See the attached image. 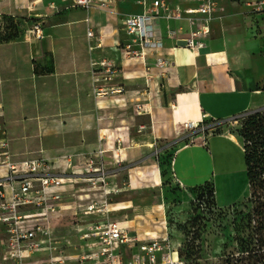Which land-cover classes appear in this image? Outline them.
Returning a JSON list of instances; mask_svg holds the SVG:
<instances>
[{
  "label": "crops",
  "instance_id": "crops-1",
  "mask_svg": "<svg viewBox=\"0 0 264 264\" xmlns=\"http://www.w3.org/2000/svg\"><path fill=\"white\" fill-rule=\"evenodd\" d=\"M152 1L116 0L112 11H100L64 9L62 0H0V15L19 16L27 29L0 43V139L8 141L14 160L45 158L65 180L68 195L60 204L54 236L69 263L90 242L80 230L94 218L64 222L74 217L72 195L81 196L77 180L96 175L90 170L98 156L115 152L120 157L121 165L106 169V181L131 196L111 203L110 214L131 236L165 232L136 223L145 217L138 212L144 200L151 206L149 219L161 222L155 213L163 207L160 194L151 193L163 191L162 166L153 157L159 143L166 144L158 146L160 153L174 147L169 170L183 188L210 182L219 208L243 203L249 194L241 138L225 131L206 135L204 122L224 123L264 107V12L251 13L247 0H218L210 35L199 49L167 35L168 28L181 27L179 36H186V20L160 18L162 53L171 62L169 72L160 74L152 55L143 62L126 60L120 52L127 40L123 17L142 13ZM166 2L182 8L197 5L191 0ZM37 23L41 36H27ZM100 61L106 65L93 68L91 62ZM98 89L106 94L96 95ZM118 174L123 178L116 179ZM238 174L243 183L235 193L231 189ZM73 236L78 244L72 243ZM43 256L36 253L33 259Z\"/></svg>",
  "mask_w": 264,
  "mask_h": 264
},
{
  "label": "built area",
  "instance_id": "built-area-1",
  "mask_svg": "<svg viewBox=\"0 0 264 264\" xmlns=\"http://www.w3.org/2000/svg\"><path fill=\"white\" fill-rule=\"evenodd\" d=\"M115 1L62 0L64 9L100 11H112ZM191 1L197 3L196 7L182 8L178 5L171 6L166 0H153L151 7L142 13L125 15L122 25L127 40L120 47L122 57L144 62L148 55H152L153 67L160 74L169 72L171 62L162 53L163 43L158 28L160 18L186 20L189 25L186 36H179L181 27H178L168 28V37L181 41L190 49L203 47L211 32V22L218 9V0ZM246 5L251 13L264 12V0H247ZM51 7H55L53 3ZM26 34L40 37V23L34 24ZM92 36L93 31L89 28L87 37ZM97 64L106 65L104 61L91 62L93 68ZM93 79H99L94 71ZM105 94L104 89L96 92V95ZM8 147V141L0 139V224L4 236L0 237V257L6 264H188L180 257L168 233L140 240L137 235H129L127 229L111 217V203L105 195L117 194L121 187L109 186L106 181L107 170L102 169V163L101 168L94 167L90 170V173H96V178L90 176L87 180L91 181L92 188H101L103 192L98 200L90 201L84 207L81 205L83 209L79 211L84 216L100 220L90 223L85 230H80L82 239L90 242H86L83 247L85 250L69 263L64 248L57 246L54 236L55 223L61 216L60 204L68 195L64 189V179L55 173L56 166L51 165L45 158L14 160ZM72 196L73 204L77 203L76 199H81L79 194ZM77 214L75 209L73 215ZM36 253H44V256L33 259Z\"/></svg>",
  "mask_w": 264,
  "mask_h": 264
},
{
  "label": "rangeland",
  "instance_id": "rangeland-1",
  "mask_svg": "<svg viewBox=\"0 0 264 264\" xmlns=\"http://www.w3.org/2000/svg\"><path fill=\"white\" fill-rule=\"evenodd\" d=\"M8 21L10 24V31L13 35H23L24 32H26L27 29L23 28L19 16H13ZM15 23H17V25ZM255 110L257 109L245 111L243 114L224 123L206 120L204 122V124L207 123V126H204L205 133L207 135L225 131L235 134L237 138L240 139L239 132L242 121L249 113ZM31 112H33V110H30V113ZM162 145L164 146L166 144H163V142L158 144L159 147H162ZM158 146L153 152V157L162 164L161 174L164 178L163 191L160 189H158V191L151 190V193L156 194V192H159L160 194L159 203L162 204L163 207L160 208V212L156 210L157 212L155 211V213L161 215V222H152L149 219L146 212L151 210V206H149L147 200H144L138 212H145V217L137 218V220L140 221H136V223L140 222V224L146 225V227L151 224L156 225L158 228H161L162 231L168 233L171 243L182 253V257L185 258L188 251L190 252V256H186L188 264H264V237L258 236L260 238H256L253 232L254 223L247 217L252 205L246 206L244 205L245 203H242L229 208H219L216 206L215 202L214 204L209 203V200L206 201L205 199L204 203L201 202V200L198 199L201 193L199 189L194 188L187 190L175 182L174 178L171 176L169 163L174 152V147L166 149L165 153H160L161 149H159ZM114 153L103 156L102 159L98 156L92 163L91 169L94 167L101 168V163L105 167H102L104 170L121 165L119 160L120 157L116 156ZM77 165L82 166V164ZM89 176H95L96 178L97 175ZM241 176L242 175L239 174L236 176V181L232 185V192L238 193L242 188L243 178L240 183L238 181ZM81 178H84V176H81ZM117 178L122 179L123 176L118 174L116 179ZM77 181L76 185L78 191L81 192V199H76L79 206L75 203L74 210L76 209L78 214L74 217L67 218L64 222L65 224L71 221L73 223L75 221L74 218L77 217V219L83 220L86 216L80 214L79 211H82V207L90 203V201L98 200L99 195L103 192L101 188H92L91 181L87 179H79ZM110 185L111 183L109 182V186ZM112 185L117 184L115 183ZM84 192H86V195ZM145 193L140 194L144 196ZM127 194L128 192L121 189L119 193H108L105 197H107L109 203H114L131 196ZM97 206H99V204ZM156 207L157 205H154L152 208L156 209ZM111 217L113 218L112 215ZM97 220L99 221L100 218H91L88 219L87 222L96 223ZM83 221H79V223H83ZM124 221H127V219L125 218ZM2 228L0 224V237H4L1 232ZM144 231H139V234ZM138 236L140 240L147 237L144 235ZM71 238L73 244L79 243L76 236ZM0 264H6L1 257Z\"/></svg>",
  "mask_w": 264,
  "mask_h": 264
},
{
  "label": "trees",
  "instance_id": "trees-1",
  "mask_svg": "<svg viewBox=\"0 0 264 264\" xmlns=\"http://www.w3.org/2000/svg\"><path fill=\"white\" fill-rule=\"evenodd\" d=\"M11 17L13 16L7 14L0 15V43L10 42L21 35H13L11 33L8 21ZM20 21L23 22L21 18ZM15 24L17 25V23ZM239 137L243 143L245 170L249 190L248 197L243 203L246 206L252 205L247 217L254 223L253 232L256 238H260L264 237V107L246 116L241 123ZM196 189L201 191L198 197L201 202L204 203L205 199L206 201L209 200V203L214 204V189L210 182H206ZM237 205L239 204H234L230 207ZM181 254L179 252L180 257H182ZM186 256H190L189 251L185 255V258H182L187 260Z\"/></svg>",
  "mask_w": 264,
  "mask_h": 264
},
{
  "label": "bare ground",
  "instance_id": "bare-ground-1",
  "mask_svg": "<svg viewBox=\"0 0 264 264\" xmlns=\"http://www.w3.org/2000/svg\"><path fill=\"white\" fill-rule=\"evenodd\" d=\"M229 135H230V134H229ZM230 137H232V138L236 139V138H235V136H232V135H230ZM232 140H233V139H232Z\"/></svg>",
  "mask_w": 264,
  "mask_h": 264
}]
</instances>
